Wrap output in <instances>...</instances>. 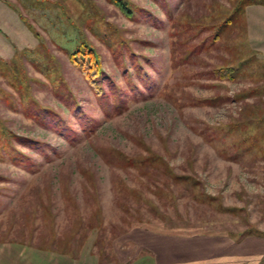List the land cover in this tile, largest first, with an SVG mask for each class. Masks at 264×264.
I'll use <instances>...</instances> for the list:
<instances>
[{"label":"rangeland","instance_id":"1","mask_svg":"<svg viewBox=\"0 0 264 264\" xmlns=\"http://www.w3.org/2000/svg\"><path fill=\"white\" fill-rule=\"evenodd\" d=\"M121 1L0 0V243L103 263L137 229L264 232V0L223 30L240 0Z\"/></svg>","mask_w":264,"mask_h":264},{"label":"crops","instance_id":"2","mask_svg":"<svg viewBox=\"0 0 264 264\" xmlns=\"http://www.w3.org/2000/svg\"><path fill=\"white\" fill-rule=\"evenodd\" d=\"M131 235L135 247L114 250V259L108 263L88 252L68 264H264V237L259 235L240 239L229 234H166L147 229ZM41 254L23 244L0 243V264H67L64 258L41 259Z\"/></svg>","mask_w":264,"mask_h":264},{"label":"trees","instance_id":"3","mask_svg":"<svg viewBox=\"0 0 264 264\" xmlns=\"http://www.w3.org/2000/svg\"><path fill=\"white\" fill-rule=\"evenodd\" d=\"M114 2V4L118 5L119 9L123 12V14L127 17H131L132 13L130 12L127 3L121 1V0H112ZM262 1H258V0H240L235 7L234 12L232 13V15L222 24V30L223 29H227L229 27H231V25L234 24V22L239 18V16L244 12V9L252 4H262ZM32 28V27H31ZM93 54L92 51L88 50L86 48V46L84 47H78V49L76 50V52L74 54L71 55V62L72 64L77 67L80 68L81 71L84 73L85 77L88 79V81L92 84L95 82V77L101 72V68H100V62L93 60L94 58L91 56ZM87 62L89 65H87ZM94 69V70H93ZM94 71H97L96 73ZM233 68H227V69H223L220 70L219 72H217L218 74L220 73V78H228V79H232V74H233ZM99 72V73H98ZM180 179H187V178H180ZM164 233V232H161ZM166 234H174V233H166ZM187 235V234H186ZM249 235H259L264 237V232H257V233H251V232H246L244 233L241 237H246ZM23 236H21L20 238H12L10 240V242H14V243H18V244H25V242L22 241ZM20 240V241H19ZM75 258V256L73 257ZM112 260H104L103 263H108Z\"/></svg>","mask_w":264,"mask_h":264}]
</instances>
